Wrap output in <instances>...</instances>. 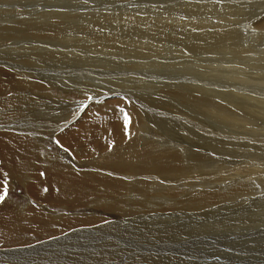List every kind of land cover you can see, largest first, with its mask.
Returning a JSON list of instances; mask_svg holds the SVG:
<instances>
[{"label":"bare ground","instance_id":"1","mask_svg":"<svg viewBox=\"0 0 264 264\" xmlns=\"http://www.w3.org/2000/svg\"><path fill=\"white\" fill-rule=\"evenodd\" d=\"M50 1L55 5L49 7ZM114 1L122 6L123 11L108 16L94 12L92 14H100L103 19H87V15L83 16L86 21H78L79 18L76 20L73 15L79 17L87 8L75 9L78 2L75 5L72 0H18L17 3L14 0H0V195L6 193L5 199L0 202V264H10L13 259L16 262L30 261L36 256L40 257L39 264H67L56 259L54 262L48 261L49 256L56 257L59 253L53 251L51 246L68 243L78 236L96 239L95 241L103 245L104 251L114 248L111 244L108 246L106 233L122 231V236L128 234L124 229L131 227L124 226L117 220L116 214H132L143 210L139 200L147 186L158 176H179L178 169L182 162L189 164V167L196 164L194 150L197 147L211 148L212 152H217L220 146L216 127L213 128L215 130H209L198 124L200 120L194 117L195 121L190 122L188 118L192 117L194 112L190 110L188 113L187 108L176 106L189 102L195 104L194 97L187 98V93L194 88L196 92L205 88L213 89L212 84H206L205 79L200 77L208 73L215 74L217 71L213 65L208 67L207 60L198 61L200 66L192 68L199 75L193 76L192 79L182 74L169 75L170 77L164 78L167 82L161 83L158 77L155 80L154 75L144 72L141 76H128L126 80L133 79L134 82L142 79L140 85L145 90L143 96L152 98L145 103L137 101L135 93L128 89L124 94L127 99L119 100L117 96H120L121 89L118 86L111 92L98 88L102 92L94 97L97 99H89L88 105L81 110H78V107L82 106V103L74 108L77 103L75 94L80 92L69 90L78 86L76 82L73 84L78 64L88 69L93 66L109 68L116 64L115 56L109 55L114 53H124L128 56L139 54L137 63L145 56V48L156 56H197L201 50L207 51L208 54L224 51L234 57L239 54L232 48L238 45H234L233 39H230V29L219 32L217 25L207 20V17L198 13L190 14L191 2L180 4L179 9L173 7L153 12L156 6L152 2L145 8L132 4V8L128 5L129 0H123L125 4L122 0ZM224 1L241 4L236 0ZM44 5L48 7L45 8ZM60 9L62 11H59ZM43 15L48 18H43ZM34 16L37 17L33 18ZM41 16L42 18H38ZM36 18L37 22H40H35ZM108 19L117 22V26H122L123 29H109L104 34L101 26L103 22L111 24ZM170 24L189 28L173 29ZM172 31L175 32L174 36L170 35ZM234 33L235 30L232 35ZM74 45L83 47L73 50ZM244 52L249 53V50L243 49L242 53ZM125 57L127 58L126 55ZM262 57L264 58V51ZM92 60L102 63H93ZM106 60L113 61L105 62ZM185 62L187 59L172 62L166 58L157 60L153 65L164 66L163 68L171 66L168 73L173 74L177 66L186 65ZM210 63L216 64L217 61ZM127 64L132 67L133 60H128ZM53 67L59 70L54 69L53 75L47 74L48 68ZM116 74L120 75H117L118 83H124L121 77L123 74ZM84 75L91 77L98 84L103 79L109 81V77H113L112 73L104 74L100 80L96 76L98 74L90 70ZM68 76L72 77L71 80L67 79ZM43 87L48 88L40 89ZM83 87H96L84 83L77 89L85 100L87 91L81 90ZM126 87H129V84H126ZM37 91L50 94L44 98L43 108H37L43 99L37 95ZM58 92L61 101L53 98ZM196 99L202 101V98ZM202 103H198L199 108L195 115H208L216 123L219 111L213 101L206 100ZM200 104L203 107L201 113ZM216 106L219 105L216 103ZM47 108L60 109L58 112H46ZM120 108H125L128 113L120 111ZM225 112L222 116L228 120L230 117ZM175 129L183 130L178 131V134L181 133L180 137L175 135ZM185 130L188 131V138ZM157 134H161L158 139L162 141H158ZM166 134L170 137L165 136ZM186 151L190 152V155ZM218 184L220 183L212 181L190 185L194 192L193 197L183 198L182 204L186 208L192 202L195 212L187 210L170 213L159 208L152 214L139 217L159 222L169 220L160 218L166 215L172 219L184 217L186 222L197 216L203 220L206 212L202 214V209L214 207L219 200L229 202L225 204L229 208L225 209L237 206L247 209L245 203L234 206L233 202L238 199L241 203L249 191L236 192L229 198L224 196V193L231 192L234 187L245 184H224V188ZM199 187L205 188L203 190L206 192H198ZM246 200L262 202L264 192ZM90 205L91 207L87 208ZM82 207L84 208L80 210ZM213 215L215 214L209 216ZM225 220L229 226L232 217L227 216ZM141 229L142 225L137 230ZM188 230L194 232L193 229ZM169 234L172 233L165 234L166 238ZM179 234L178 232L176 236ZM104 251L90 249L88 256L84 255L87 258H84L83 264H98L89 258L98 259L95 254ZM44 252L49 256L42 255ZM150 254L131 255L121 259L119 264H145L147 260L151 261L150 264H167L161 261L164 258L159 260L154 253ZM73 259L75 261L77 258ZM176 259L178 262V257ZM182 263L188 264L184 256L178 262Z\"/></svg>","mask_w":264,"mask_h":264},{"label":"rangeland","instance_id":"2","mask_svg":"<svg viewBox=\"0 0 264 264\" xmlns=\"http://www.w3.org/2000/svg\"><path fill=\"white\" fill-rule=\"evenodd\" d=\"M14 1L16 3L18 2V0ZM72 1L75 5L77 2L82 3H79V5L77 3L75 9L87 8V11L83 12L81 16L79 15L78 17V15H73L74 17H76V20H78L79 18L78 21H86L85 18L88 19L99 17L100 19H103V16L100 14H92L94 12L103 13L105 16H108L110 14H116L118 11H123L122 6L118 5L114 0ZM129 1L130 2H128V5L132 8V4L136 7L145 8L146 5L152 2L156 6L153 12H160L162 9H170L173 7L179 9L180 4L184 2H191L190 6L192 8H190L189 10L190 14L195 15L196 13H198L201 16L207 17V20L214 22L217 25L219 32L225 29H230L229 37L230 39H233L232 42L234 43V45H238L232 48L237 50L239 54L234 57L224 51H219L218 53L213 52L215 54L214 55L213 53L208 54L207 51L204 52L201 50V52H198L197 56H156V54L149 53L148 48H145V56L140 59L137 63V56L139 54H135L134 56H128L124 53H114L109 55L115 56L114 59L116 64L111 65L109 68H105L103 66H93V68L88 69V67H82L78 64V69L75 74L76 77L74 76L73 80V84L76 82L78 86H75V88L69 90H75V92H80L75 94L77 103L74 108H77L78 106L83 104L82 106L78 107V110H81L84 106L88 105L89 99H97L94 97H97V95L99 93L101 94L102 92V90L98 88H104L111 92L112 89H117L118 86H120L121 89L119 93L120 96H117V98L119 97V100L121 99L124 101L127 99L126 95L124 94H126V90L128 89L131 90V93H135L134 97L137 101H143L145 103L147 100H150L152 98H146V96H143L145 90L140 85V81H142V79H139V81L134 82L133 79L126 80L128 79V76H131V74L141 76L140 74L144 72L146 74L154 75L155 80H157L158 77L159 82L161 83H166L167 81L164 80V78L170 77L169 75L182 74L192 79L193 76H199L195 70H192V68H197V66H200L198 61L205 62L207 60L208 67L211 68L210 65H213L216 67L217 71L215 74L208 73L206 76L200 77H203L205 79L206 84H212L213 89H210V91L208 88H205L203 89V91L201 89L196 92V88H194L193 91H189L187 93V98L191 99L192 97H194L196 103L191 104L189 102L186 105L176 106H181L184 109L187 108L188 113L190 112V110L194 112L192 113V117L188 118V120H191L190 122H192V120L196 118L200 120V123L198 124L204 125L206 128H209V130H215L213 128L216 127L218 129V133L216 134L217 136L219 135L220 138V146L218 150H216L217 152H212L211 148L199 149V147H197L194 150V161L197 162L196 164H193L191 165V167H189V164H184L182 162V164H180L181 166L178 169L180 173L179 176H158L156 180H154L150 185L147 186V188L145 189L146 191L142 194V198H140L139 200V205L140 207H143V210H139L132 214H129L128 212L116 214L117 220L121 221L124 226L127 225L128 227L131 225V227L125 228L124 230H127L128 234H122V236H120L122 231H120L119 233H106L105 237L108 238V246L111 244L114 248H108L104 251L103 245L101 243H98V241H95L96 239L78 236L79 238L77 237V239L72 240L68 243L62 242L59 245H54L55 247L51 246L53 251L59 252L56 257L49 256V254H47L46 252L42 253V255L44 254L45 256H49V262H54L56 259V261L58 262H67V264H83L84 258H87L84 255L86 254L88 256V252L90 249L92 251L98 249L104 251L100 254H95L97 255L98 259L89 258L92 262L93 260H95L98 264H119V261L121 259L123 260L125 258L130 257L131 255L141 256L149 252L151 253L150 255L154 253L153 255L156 256L159 260L164 258L165 260L163 259L161 261H164L167 264H178L181 257L183 256L184 258H187L188 264L264 263V201H259L258 203L257 201L251 202L246 200L248 198H253L254 196L259 195L261 192H264V58L262 57V52L264 51V24H262L264 18V0H236L241 4H234V2H228L224 0H195V2L189 0ZM85 2H87V6L85 5ZM122 2L124 3L123 0ZM53 4L55 5L53 1L48 2L49 7ZM48 6L44 5L45 8H47ZM68 10L72 12L71 9ZM59 11L62 10L60 9ZM176 13L178 14V12ZM83 16L87 17L84 18ZM35 17L37 16H34L33 18ZM44 17L48 18V16L46 15H43V18ZM38 18H42V16ZM35 20L34 21L37 22V18ZM109 22L113 25L106 24L105 22H103L101 26L102 30H104V34H106L109 29H123L122 26H117V22ZM170 25H172L173 29L189 28V26H178L176 24ZM205 30H207V28H205ZM234 30L236 33L232 35V31ZM174 34L175 32L172 31L170 35L174 36ZM73 47L72 49L75 50L76 48H82L83 46L74 45ZM243 49L249 50V53H242ZM127 51L132 52L130 49H127ZM125 55L127 56V58L125 57ZM98 58H100V55L98 56ZM166 58L170 61L172 60V62L179 60L185 61L187 59V62H185L186 65L177 66V70L173 72V74H170L168 73V70L171 68V66L163 68L164 66L159 67L153 65L154 63H156L157 60ZM131 59L133 60L134 64L132 67L127 64V61ZM111 61L113 60H106L105 62ZM211 61H217V63H210ZM92 62L98 64L102 63V61L95 62L93 60ZM54 69L55 71L59 70L55 67L48 68L47 74L53 75ZM89 70L93 71L94 73H97L98 75L96 76H98V79L100 80L103 79L104 74L110 75L112 73L113 77H109L111 78L109 81L103 79V81L98 84V82L96 83V81L91 79V77L84 75V73L88 72ZM116 73L123 74V76L121 77L124 83H118V74ZM71 78V76L67 77V79L69 80H71ZM84 83L96 87L93 89L90 87H83L81 89L87 91L85 100L84 96H82L81 94V91L77 90L78 88H81L82 84ZM126 84H129V87H126ZM47 88L48 87H43L40 89L45 90ZM61 90H63V88H61ZM42 93L44 94L45 92L43 91L39 93V91H37V95L42 96L43 98L40 100L42 104L39 105L37 108H43L45 102L44 98L50 95L48 93H45V95H43ZM121 93L123 95H121ZM172 93L175 94V92ZM58 96L59 92L53 95V98L57 99V101H61L62 99ZM196 98H202V101H199ZM175 100H180V98H175ZM206 100H212L215 104V108L219 111V118L215 120L217 124L214 123V121L208 115H205L204 117H200L203 115H195L199 108L198 103H202ZM64 103L67 102L64 101ZM216 103L219 106H216ZM59 109L60 108H47L46 112H58ZM120 111L128 113L125 108H120ZM201 112H203L202 105L199 113ZM224 112L229 115L230 118L228 120H226L227 118L222 116ZM174 131H176L175 135L179 132H183L182 129H175ZM187 132L188 131L186 130L184 131L186 137L188 138ZM180 134H178V137L181 136ZM211 134L213 135V132ZM158 135L161 134L156 135L157 139L160 138ZM165 136L170 137L168 134H166ZM209 136L212 137L211 135ZM158 141L162 140L158 139ZM188 155H190V152H188ZM209 160L216 162H210ZM212 181L220 183L218 185H221L220 187L222 188L225 187L224 184L227 185L235 182L245 184L241 187H234L231 192L224 193V196L225 198H229L236 192L249 191L248 194L246 193V196L244 195L245 198L243 197L244 200L241 203L238 199H235V201L233 202L234 206H236L237 204L242 205L243 203H245L247 209H243L241 208V206H237L233 209H225L229 208L225 206V204L229 202L219 200V202L213 205L214 207L209 206L204 207L202 209V214L206 212L205 215H203V220H201V218L197 216L188 219L189 221L186 222L187 220H185L184 217L172 219V217L166 215L160 216V218L164 217L169 220H163L162 222H159V220L139 217V215L152 214L155 209L159 208L170 213L187 210L195 212V210L192 209L194 207L192 202H190V204L186 208L183 207L182 204L183 198L191 199L193 197L194 192L191 189L190 185H194L196 182L209 183ZM203 189L205 188L199 187L197 191L206 192ZM188 190H190V192ZM206 190H208V188H206ZM111 198L115 199L113 196H111ZM90 207L91 205L87 208ZM83 208L84 207H82L80 210H82ZM212 213H214L215 215L210 217L209 215ZM227 216L232 217V220H230L229 222V226L226 225L228 223H226L225 220ZM221 220L223 221L219 222ZM140 225H142V229L139 231L137 229L140 227ZM198 228L199 231H197ZM188 229H193L194 232H191ZM178 232L180 234L176 236ZM168 233H172L169 234V237L172 236L171 239L169 237L166 238L165 234ZM32 249L34 250V248ZM36 249L37 248H35V250ZM69 252H71L72 255L69 254ZM62 253L64 254L62 255ZM109 255L111 257H109ZM177 257L179 259L178 262L176 259ZM73 258L77 259L74 261ZM39 259V256H36L30 261L16 262L15 259H13L14 262L12 260L9 263L39 264ZM173 261H175L176 263ZM149 262L151 263V261L147 260L145 264H150ZM141 264H144V262Z\"/></svg>","mask_w":264,"mask_h":264},{"label":"snow or ice","instance_id":"3","mask_svg":"<svg viewBox=\"0 0 264 264\" xmlns=\"http://www.w3.org/2000/svg\"><path fill=\"white\" fill-rule=\"evenodd\" d=\"M6 193L4 195H0V202H3V200L5 199Z\"/></svg>","mask_w":264,"mask_h":264}]
</instances>
